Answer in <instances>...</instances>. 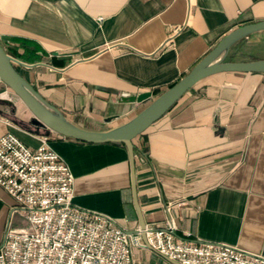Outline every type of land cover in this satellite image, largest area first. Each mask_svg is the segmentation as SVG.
Instances as JSON below:
<instances>
[{
    "label": "crops",
    "instance_id": "1",
    "mask_svg": "<svg viewBox=\"0 0 264 264\" xmlns=\"http://www.w3.org/2000/svg\"><path fill=\"white\" fill-rule=\"evenodd\" d=\"M261 20L264 0H0V43L22 63L16 65L21 75L70 121L104 131L149 102L124 101L123 93L155 98L231 30ZM245 40H264V31L235 43L228 58ZM30 118L0 82V137L11 132L32 148L47 138L75 177L73 203L137 230L126 147L27 130ZM134 144L136 193L147 225L172 219L179 236L264 256V73L204 78ZM13 202L0 186V243ZM135 258L136 264H177L151 248L136 249Z\"/></svg>",
    "mask_w": 264,
    "mask_h": 264
},
{
    "label": "built area",
    "instance_id": "2",
    "mask_svg": "<svg viewBox=\"0 0 264 264\" xmlns=\"http://www.w3.org/2000/svg\"><path fill=\"white\" fill-rule=\"evenodd\" d=\"M74 182L47 138L32 148L11 132L0 137V186L14 201L0 264H136L135 250L148 246L180 264H264V256L235 245L179 236L172 219L147 225L144 242L110 217L75 205ZM17 217L23 226L15 225Z\"/></svg>",
    "mask_w": 264,
    "mask_h": 264
},
{
    "label": "water",
    "instance_id": "3",
    "mask_svg": "<svg viewBox=\"0 0 264 264\" xmlns=\"http://www.w3.org/2000/svg\"><path fill=\"white\" fill-rule=\"evenodd\" d=\"M264 31V20L241 25L227 33L216 46L180 80L166 89L160 95L152 98L151 92H144L138 95L123 93L122 99L129 102L144 103L149 101L143 110L125 124L116 128L104 131H94L82 128L70 121L57 107L46 100L33 85H31L17 70L16 65L20 61L9 55L0 43V82L20 99L30 111V126L51 130L63 137L70 138L83 143L106 144L121 143L129 154L131 168V188L135 208L137 210L140 226L131 233H139L146 242L144 220L141 207L138 201L136 188V155L134 140L145 132L152 124L163 117L166 112L192 87L206 77L218 73H264V58H257L249 61L227 60L231 47L243 38ZM151 248V247H147ZM152 249V248H151ZM165 257V256H164ZM166 259L170 260L168 257ZM179 264L177 261L170 260Z\"/></svg>",
    "mask_w": 264,
    "mask_h": 264
},
{
    "label": "rangeland",
    "instance_id": "4",
    "mask_svg": "<svg viewBox=\"0 0 264 264\" xmlns=\"http://www.w3.org/2000/svg\"><path fill=\"white\" fill-rule=\"evenodd\" d=\"M246 49L248 51L246 52ZM236 53L231 55L227 60L230 61H249L254 58L262 57L264 58V40H260L257 42H250L249 40H245L242 43H239L235 47ZM5 97V94H2ZM15 225L23 226L24 222L17 218L14 219Z\"/></svg>",
    "mask_w": 264,
    "mask_h": 264
},
{
    "label": "trees",
    "instance_id": "5",
    "mask_svg": "<svg viewBox=\"0 0 264 264\" xmlns=\"http://www.w3.org/2000/svg\"><path fill=\"white\" fill-rule=\"evenodd\" d=\"M116 144L123 145V144H121V143H116ZM135 148H136V149H135V154H136V155H138V153H139V150H138V148H137L136 146H135Z\"/></svg>",
    "mask_w": 264,
    "mask_h": 264
}]
</instances>
